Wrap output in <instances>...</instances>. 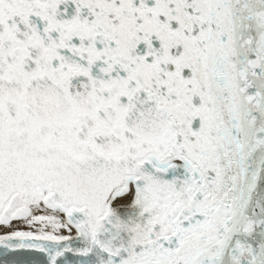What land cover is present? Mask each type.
Returning a JSON list of instances; mask_svg holds the SVG:
<instances>
[{
	"label": "snow or ice",
	"instance_id": "6c2138e0",
	"mask_svg": "<svg viewBox=\"0 0 264 264\" xmlns=\"http://www.w3.org/2000/svg\"><path fill=\"white\" fill-rule=\"evenodd\" d=\"M0 264H264V0H0Z\"/></svg>",
	"mask_w": 264,
	"mask_h": 264
}]
</instances>
